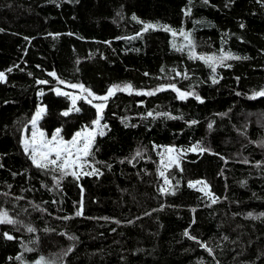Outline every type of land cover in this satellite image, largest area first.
I'll return each mask as SVG.
<instances>
[{"label":"trees","instance_id":"obj_1","mask_svg":"<svg viewBox=\"0 0 264 264\" xmlns=\"http://www.w3.org/2000/svg\"><path fill=\"white\" fill-rule=\"evenodd\" d=\"M164 26L190 30L197 53L239 59L213 73ZM0 72V211L15 221L0 224V264H264V96L252 98L264 91V0H0ZM58 80L98 96L132 86L104 101L94 175L37 168L23 150L40 106L46 136L96 120L82 98L61 115ZM196 145L161 191L157 148Z\"/></svg>","mask_w":264,"mask_h":264},{"label":"snow or ice","instance_id":"obj_2","mask_svg":"<svg viewBox=\"0 0 264 264\" xmlns=\"http://www.w3.org/2000/svg\"><path fill=\"white\" fill-rule=\"evenodd\" d=\"M135 19V17H133ZM154 25L146 24L144 26L145 31H147L150 28H154ZM165 31H171V29L167 28V26H164ZM172 35L175 36L176 33L172 32ZM187 39V37H185ZM179 50V49H178ZM205 60V63H209L210 61H214L217 58L215 57H197ZM227 59H239L238 57H232L230 55H221L219 57V61L223 63L224 60ZM211 66V65H210ZM12 69H9L10 72ZM212 72H216V68L212 66ZM49 75H52L55 77V73H49ZM6 78L4 72H0V82L4 81ZM217 81L213 79V83H216ZM38 83H47V81H38ZM58 83H64L63 81L58 80ZM71 88H80L82 91L87 92L88 96H91L93 99H99L102 101H107L111 96L115 94L116 91H124V90H130L132 86L130 84L128 85H113L110 87L107 91V94L104 96H95L91 91L88 89H84L83 85H76L71 84L68 85ZM174 91H177L179 94L180 99H184L187 95H191L190 93H184L179 92L178 89H176L175 85L170 86ZM163 90V89H158ZM57 95H65L70 96L72 100V106L67 110L61 113V115L67 117L71 112L76 111L79 112L80 109L77 108L76 101L77 99H85L87 100V97H79V96H71L69 93L62 92L60 89H55ZM141 94V93H138ZM147 95H153V92L149 93H143ZM256 96H264V91L256 92L254 93L252 98H255ZM196 99H200L199 97H196ZM88 103H91V100H87ZM97 110V119L93 121V125H99L100 119L102 118V111L105 105L103 103L93 105ZM46 109L43 107H38L36 113L31 118V126H32V134L30 139H23L22 144L24 147V151L26 154L29 155L33 165H35L37 168L40 169H51L53 171L59 170L63 175H72L73 177L78 178V172L76 171L77 167L83 168L84 163L86 162V158L91 155V147L92 143L94 141V135L93 131H89L88 129H84L82 131H79L75 133V135L72 137L70 141H65L63 137L60 136V129H56L55 132L52 134L51 138L48 139L45 137L44 132L39 131L37 129V122L42 116L44 115ZM149 115H152V113H149ZM195 123V122H193ZM212 125L209 124V128H211ZM100 135H103L104 133L101 131L99 133ZM168 153L171 154L175 150L172 148H169ZM190 151H200L204 152L205 149L201 148L199 145L194 146ZM139 155V153H137ZM169 160L171 163L176 162V158H173L171 155L169 156ZM69 169H71V172H69ZM86 175H94L96 174V170L93 169L91 172L84 173ZM161 176H164V173H160ZM170 181L165 177V184H169ZM191 186V185H190ZM161 191H166L165 189H162ZM213 203H215V200H213ZM77 215H81V212H77ZM14 224L15 221L9 218V215L5 211H0V224ZM29 232H32L33 229L29 227L27 229ZM185 235H188L187 232H185ZM7 239H12L13 237L5 234ZM192 238V237H189ZM194 239V238H192ZM204 246V245H202ZM70 251V249H69ZM209 253L211 254V249H208ZM43 258H41V261ZM41 261H38L37 264H41Z\"/></svg>","mask_w":264,"mask_h":264},{"label":"rangeland","instance_id":"obj_3","mask_svg":"<svg viewBox=\"0 0 264 264\" xmlns=\"http://www.w3.org/2000/svg\"><path fill=\"white\" fill-rule=\"evenodd\" d=\"M169 32L171 34V45H172V47L175 48V49H179L182 52H185V54H187V56L192 57V58H197V57H202V58L215 57V58H217L216 60L210 61L209 63H207L211 69H212V66H214L215 68H217L219 65H222L226 61V60H224L223 63H221L219 61V57H221V55L227 54V55L232 56L231 53H226V52H220L218 54H209V53L208 54H202V53H197L196 50L194 49L193 41H191L192 40V37H191V31L190 30H187V29H179V30H171ZM172 32H175L176 35L173 36L172 35ZM185 37H187V39ZM199 59H201V58H199ZM201 60H203L205 62L204 59H201ZM62 85H63L62 87L59 86V87H56L55 89L58 88L62 92L69 93L71 96L87 97V100H91V104L92 105L101 104V103L104 104V101L99 100V99H93L91 96H88L87 92L82 91L80 88H75V89L74 88H71V87L68 86V85H71V84H68V83H63ZM179 92H183V91H179ZM176 93H177V96L179 97V94H178L177 91H176ZM95 96H98V95H95ZM101 96H104V95H101ZM69 99H70V103H71V106H72V100H71L70 97H69ZM40 107H42V106H40ZM96 113H97V110H96ZM104 127H105V124L102 123V121H100L99 122V125H93L92 124V126H90V127H84L82 129H80L79 131H82L84 129H88L89 131H93V135L95 137L101 131L102 132L104 131ZM37 129L39 131H41L40 128L38 127V122H37ZM32 131H33V129H32L31 123L29 122V126H28L27 130H25V132L21 136L22 137V140L23 139H30L31 138ZM79 131H77V132H79ZM52 134L49 135V136H46L45 135V137L48 138V139H50L51 136H52ZM73 135H75V134H73ZM71 139L65 140V141H70ZM22 147H23V144H22ZM169 148H172L175 151L172 152L171 154H169L168 151H167ZM192 148H193V146L192 147H189L187 149H180V148H177L176 149L173 146H166V147L161 146V147H158L157 148V153H158V157H159V173H161V172L164 173V176H161V174H160V176L162 177V186H161L162 189H165L166 190L167 187H168V185H169V184H165V177H166L165 176V172H166V170L169 169V168H171L172 166H175V165L176 166H179L181 157L185 153L187 154V152H193V151H190V149H192ZM23 150H24V147H23ZM197 152H199V151H195L194 153H197ZM170 155L173 158H176V162L175 163H171L170 162V160H169V156ZM93 169L94 168L86 160V162L84 163V167L82 169L79 168V167H77L76 171L78 172V175H83L84 173L91 172ZM69 170H71V169H69ZM189 185H191L192 188H195V189L199 190L204 195H207L208 197L213 198V196L209 193V187H208V185L206 183H204L202 180H193V181H190L189 182Z\"/></svg>","mask_w":264,"mask_h":264},{"label":"water","instance_id":"obj_4","mask_svg":"<svg viewBox=\"0 0 264 264\" xmlns=\"http://www.w3.org/2000/svg\"><path fill=\"white\" fill-rule=\"evenodd\" d=\"M44 108V107H43Z\"/></svg>","mask_w":264,"mask_h":264}]
</instances>
